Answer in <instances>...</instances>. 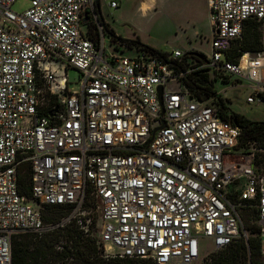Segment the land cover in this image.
<instances>
[{
    "label": "built area",
    "instance_id": "built-area-1",
    "mask_svg": "<svg viewBox=\"0 0 264 264\" xmlns=\"http://www.w3.org/2000/svg\"><path fill=\"white\" fill-rule=\"evenodd\" d=\"M14 1L0 0V264H12L15 236L71 225L106 258L153 264H206L246 235L245 210L264 237L255 142L239 148L240 128L215 103L229 101L222 84L264 105V50L231 57L245 21L264 33V0H206L211 51L188 54L185 71L180 49L160 56L109 35L96 0H29L21 12ZM193 69L215 93H191L182 78ZM28 172L32 200L19 191ZM48 207L58 217L45 221Z\"/></svg>",
    "mask_w": 264,
    "mask_h": 264
},
{
    "label": "trees",
    "instance_id": "trees-1",
    "mask_svg": "<svg viewBox=\"0 0 264 264\" xmlns=\"http://www.w3.org/2000/svg\"><path fill=\"white\" fill-rule=\"evenodd\" d=\"M96 2L98 1L96 0ZM95 10L99 13V8L96 7ZM104 26L109 35L125 41L129 45L150 50L160 56L165 54L141 42L138 38L130 40L120 38L106 24ZM90 29L91 26H88V32H91ZM263 50L262 31L259 23L254 20L245 21L240 38L233 43L231 57L235 59L245 51L256 53ZM188 54L189 51L185 52L184 57L175 62L180 71L186 69ZM182 80L191 93L199 99H205L215 93L213 80L202 69L189 71ZM215 103L220 116L240 128L239 148H248L249 142L264 144V119L252 121L228 108L222 98H218ZM19 191L27 200H32L29 172L21 177ZM57 210L56 207H48L43 212L45 221L51 219L47 213H56ZM243 214L249 215V220L254 222L250 226H243L241 223V227L245 232L249 230L254 236H242L227 247L216 250L215 253L211 252L209 264H260L262 254L260 227L256 223L253 212L245 210L242 212V216ZM60 236L63 239V244L61 249H57L56 243ZM11 253L12 264H153L149 260L139 258H106L102 246L96 243V238L82 235L74 225L63 231H53L41 237L32 234H19L12 239Z\"/></svg>",
    "mask_w": 264,
    "mask_h": 264
},
{
    "label": "rangeland",
    "instance_id": "rangeland-1",
    "mask_svg": "<svg viewBox=\"0 0 264 264\" xmlns=\"http://www.w3.org/2000/svg\"><path fill=\"white\" fill-rule=\"evenodd\" d=\"M111 1H115L117 7H111ZM141 5H144L145 12H140L138 7ZM28 6L29 0H15L11 8L15 12H21ZM146 7L148 11H146ZM100 12L103 19L107 20L115 31L126 39L138 38L141 42L164 53H169L173 49L186 52L191 47L196 49L192 51H199L204 55H208L211 51L212 32L206 0H100ZM81 30L86 32L85 24L81 25ZM262 41L264 45V33H262ZM66 74L70 86L76 88L79 72L74 68H68ZM173 85V83L169 84V86ZM218 89L226 91L229 99L226 104L232 111L238 112L252 121L264 119L262 103L249 104L246 102V97L250 94L249 89L240 87L231 90L228 85L222 84L218 86ZM252 147L256 153L258 168L264 170V150L260 149L264 147V144L255 143ZM47 216L57 218L58 214L47 213ZM241 219L243 226H250L254 222L249 220V215L246 214H243ZM93 221L91 230L95 235L98 220ZM250 235L254 236L249 230H246L245 237ZM202 247L203 254L209 252L207 245L204 244ZM210 260L208 257L206 264H209ZM260 264H264V252L261 254Z\"/></svg>",
    "mask_w": 264,
    "mask_h": 264
},
{
    "label": "crops",
    "instance_id": "crops-1",
    "mask_svg": "<svg viewBox=\"0 0 264 264\" xmlns=\"http://www.w3.org/2000/svg\"><path fill=\"white\" fill-rule=\"evenodd\" d=\"M98 2H95V8L97 7V8H99V15H100V19L102 20V22L104 23V24H106L112 31H113V33L116 35V36H118V37H120V38H123V39H126L125 37H123L121 34H119L118 32H116L115 31V29L109 24V22L107 21V20H105V19H103V17L101 16V12H100V0H97ZM115 2V1H114ZM142 4H143V2H142ZM142 6V5H141ZM141 6H139L138 8H139V10H140V8H141ZM117 7V6H116ZM146 11H148V8L146 7ZM97 12V11H96ZM140 12H142V10H140ZM143 12H145V11H143ZM87 20V18H85V21ZM84 21V22H85ZM152 47V46H151ZM154 48V47H153ZM156 49V48H155ZM158 50V49H157ZM192 50H196L194 47L192 48L191 47V49L189 50L188 49V51H192ZM187 52V51H186ZM264 240H263V238H262V253L264 252V242H263Z\"/></svg>",
    "mask_w": 264,
    "mask_h": 264
},
{
    "label": "water",
    "instance_id": "water-1",
    "mask_svg": "<svg viewBox=\"0 0 264 264\" xmlns=\"http://www.w3.org/2000/svg\"><path fill=\"white\" fill-rule=\"evenodd\" d=\"M83 21H85V18H84ZM189 54H190V55H194V56H200L199 53L196 52V51H189ZM161 90H162V88H161L160 86H158V87H157V91H158V95H159V99H160V100H161Z\"/></svg>",
    "mask_w": 264,
    "mask_h": 264
},
{
    "label": "bare ground",
    "instance_id": "bare-ground-1",
    "mask_svg": "<svg viewBox=\"0 0 264 264\" xmlns=\"http://www.w3.org/2000/svg\"><path fill=\"white\" fill-rule=\"evenodd\" d=\"M140 10L144 11L145 10V7L144 5L141 6Z\"/></svg>",
    "mask_w": 264,
    "mask_h": 264
}]
</instances>
